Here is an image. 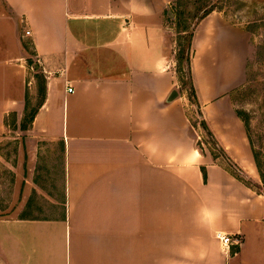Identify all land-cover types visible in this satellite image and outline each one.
Returning <instances> with one entry per match:
<instances>
[{
    "label": "crops",
    "instance_id": "1",
    "mask_svg": "<svg viewBox=\"0 0 264 264\" xmlns=\"http://www.w3.org/2000/svg\"><path fill=\"white\" fill-rule=\"evenodd\" d=\"M174 1L0 0V140L10 114L23 120L34 85L22 64L29 43L45 99L26 131L25 206L49 177L61 189L43 199L50 217L26 209L0 218V264H264V196L201 154L192 135L195 107L179 90L168 20ZM192 48L202 117L249 171L252 151L232 100L246 49L237 53L235 30L214 13ZM9 75L19 96L2 95ZM218 232L238 244L224 247Z\"/></svg>",
    "mask_w": 264,
    "mask_h": 264
},
{
    "label": "rangeland",
    "instance_id": "2",
    "mask_svg": "<svg viewBox=\"0 0 264 264\" xmlns=\"http://www.w3.org/2000/svg\"><path fill=\"white\" fill-rule=\"evenodd\" d=\"M180 4L181 10L186 12V14H192L195 10V0H181ZM212 4L217 6L216 11L213 13L220 16L235 30L237 53L242 51L241 48L246 49L243 84L235 90L232 100L236 113L248 121V131L246 132L250 136L252 147L258 154L264 171V0H213ZM171 14L170 17L172 16L173 18L172 20L168 18V20L173 22V8ZM185 18L189 25L194 22L187 15ZM174 31L176 30L174 29ZM195 32L196 30L194 34ZM24 44H26L27 58L22 61L25 67L23 70H25L24 74L27 83L33 81L34 85H29L25 92V115L23 120L19 121L15 113L10 114L6 121L11 132H6L0 140V218L24 217L26 209L30 213L38 215L32 217H47L41 216V214H49L50 217L51 208L46 206L43 199L54 191L58 192L60 190L61 192L60 185L57 184V178L49 177V180H53V183L38 186L43 191V195L36 196L29 209L25 206L24 198H27L25 195L29 194V188H31V185L27 183L29 178L27 175L26 146L32 144V142L27 135L28 133L21 130V126L25 123V116L38 109L41 103V96L39 95V82L36 81V69L34 66H30V63L34 64L35 60L32 46L29 43ZM19 84L14 75L7 76L5 83L1 87L3 97L9 98L17 94L19 96ZM189 118L195 126L192 135L196 140V144L207 143L208 140L200 127L195 110L192 108H189ZM202 147L208 154V149L211 147L208 144ZM218 161L223 165L225 164L222 158ZM241 170L242 172L236 171L237 175L253 191L264 196V184L258 173L254 158L253 168L251 167L249 171ZM61 199L62 195L58 199L59 205L57 207L59 208L62 207Z\"/></svg>",
    "mask_w": 264,
    "mask_h": 264
},
{
    "label": "trees",
    "instance_id": "3",
    "mask_svg": "<svg viewBox=\"0 0 264 264\" xmlns=\"http://www.w3.org/2000/svg\"><path fill=\"white\" fill-rule=\"evenodd\" d=\"M181 0H175L174 1V7H173V15H174V21L172 22L175 26L176 34H177V48H176V54H175V63H176V74L178 78V84H179V90L181 93L185 94L187 96V99L189 103L195 107V114L197 116V119L200 123V127L205 133V137L207 138V143H197V148L201 154H205V151L203 149V145L208 144L211 148L208 149L209 155L213 159V161L220 166H222L228 173H230L234 178H236L238 181L249 187L241 177H239L236 173V171L242 172L241 168L229 157L225 149L220 145L219 141L215 137L214 133L211 131L207 123L202 117L201 113V106L198 101L196 88L193 81V74H192V58H193V40H194V31L196 30L197 25L201 23L205 18H207L209 15H211L214 11H216L217 6L212 4L213 0H195V10L194 12L187 13L181 10ZM186 15L189 18H192L194 22L189 25L187 23V19L185 18ZM32 65V63H30ZM37 80L39 82V95L41 96V103L39 104V107L42 105L44 99H45V81L44 79L40 78V76H37ZM38 107V108H39ZM38 110V109H37ZM37 110L31 113L30 115L25 116V123L22 124L21 130L27 131L29 130L31 124L34 121L35 115L37 113ZM239 119L243 122L245 130L248 131V121L240 117L239 114H237ZM189 122L191 124V127L195 129V126L191 123V120L189 118ZM249 144L251 146V151L253 158L256 163V167L258 170V173L261 177V180L264 184V171L261 166V162L259 159L258 154L255 152V149L252 147L250 136L248 132H246ZM222 158L224 160V165L220 163L218 160ZM203 177L206 180V168L201 167ZM250 188V187H249ZM255 192V191H254ZM258 195H262L258 192H255ZM263 196V195H262Z\"/></svg>",
    "mask_w": 264,
    "mask_h": 264
},
{
    "label": "built area",
    "instance_id": "4",
    "mask_svg": "<svg viewBox=\"0 0 264 264\" xmlns=\"http://www.w3.org/2000/svg\"><path fill=\"white\" fill-rule=\"evenodd\" d=\"M29 34H30L29 32L26 33V35H29ZM67 91H68L69 94H73V92H74V90L71 87H69ZM216 238L220 242H222L223 246L226 247V248H229V246L231 244H233V243L234 244H238V241H236V240L235 241H232V239L230 238V236H227V235H225L223 233H220V232H218L216 234Z\"/></svg>",
    "mask_w": 264,
    "mask_h": 264
},
{
    "label": "water",
    "instance_id": "5",
    "mask_svg": "<svg viewBox=\"0 0 264 264\" xmlns=\"http://www.w3.org/2000/svg\"><path fill=\"white\" fill-rule=\"evenodd\" d=\"M177 97H178L177 93L174 92L173 95H172V97L170 98V101L175 100Z\"/></svg>",
    "mask_w": 264,
    "mask_h": 264
}]
</instances>
